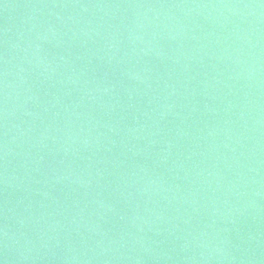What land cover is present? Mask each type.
<instances>
[{"label":"water","instance_id":"95a60500","mask_svg":"<svg viewBox=\"0 0 264 264\" xmlns=\"http://www.w3.org/2000/svg\"><path fill=\"white\" fill-rule=\"evenodd\" d=\"M2 264H264V0H0Z\"/></svg>","mask_w":264,"mask_h":264},{"label":"snow or ice","instance_id":"6c2138e0","mask_svg":"<svg viewBox=\"0 0 264 264\" xmlns=\"http://www.w3.org/2000/svg\"><path fill=\"white\" fill-rule=\"evenodd\" d=\"M0 264H2V262H0Z\"/></svg>","mask_w":264,"mask_h":264}]
</instances>
